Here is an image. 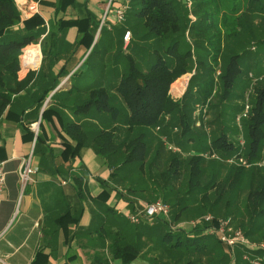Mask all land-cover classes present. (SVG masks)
Returning a JSON list of instances; mask_svg holds the SVG:
<instances>
[{"label":"trees","instance_id":"16d2710c","mask_svg":"<svg viewBox=\"0 0 264 264\" xmlns=\"http://www.w3.org/2000/svg\"><path fill=\"white\" fill-rule=\"evenodd\" d=\"M33 1L61 12L42 39L45 27L40 13L24 18L15 0H0V120L20 123L23 142L31 145L35 139L33 158L38 160L39 169L52 157L46 141L54 138L47 139L45 129L61 135L57 128L72 140L70 144L62 138L61 144L71 149L73 158L89 146L109 167L115 186L108 190L98 179L102 188L92 199L103 206L105 217L100 219L97 238L101 243L108 239L112 259L130 264L150 254L145 258L147 264H193L188 256L211 251L214 264H231L233 256L235 263L249 264L242 258L244 254L264 264V177L256 188L248 190L242 210L235 208L233 212L229 206V197L236 196L243 176L250 168H257L256 162L264 157V74L259 71L264 64L252 60L251 52L255 46L264 48L262 0H188L189 7L186 0H123L126 9L122 22L115 21L113 12L119 7L110 0L100 28L104 11L95 21L89 12L66 15V8L75 0ZM71 27L77 33L73 44L65 40V32ZM97 29L99 34L94 40ZM125 31L130 37L123 47ZM114 38L115 47L110 51L107 44ZM38 42L42 59L37 73L28 71L19 79L22 49ZM78 48L83 51L80 57L86 52L87 56L69 77L70 87L53 92L52 104L35 120L33 115L68 73L65 66ZM102 63L120 64L122 69L114 73L107 86L96 80L89 83L94 74L99 76L97 65ZM55 65L60 67L57 71ZM188 73L191 75L184 92L178 98L172 97L170 86ZM64 95L82 98L66 106L83 121L64 118L60 108L65 106ZM215 99L223 108L214 117L210 112ZM197 104L201 109L195 113ZM245 105L249 107L247 115L237 122L236 116ZM231 109L232 117L228 114ZM226 114L233 121L232 129L226 123ZM195 119L200 128L196 134ZM33 122H38L36 136L30 129ZM214 123L218 129H212ZM152 131L158 137L156 143ZM3 151L1 146L0 158ZM61 156L66 159L64 152ZM159 165L164 167L161 171ZM181 175L184 181L175 185ZM14 179L13 175L7 176L12 196ZM74 179L80 189L83 176L75 175ZM226 190L228 198L224 200ZM111 191L128 203L130 211L131 194L147 191L158 195V200L169 206V219L155 216L131 223L115 205H106ZM221 201L224 205L218 217ZM67 214L57 221L62 222ZM207 214L212 217L208 223L201 219ZM191 215L196 223L191 226L188 220V231L171 227ZM226 218L231 229L241 230L249 245H235L232 252L217 236L206 234L208 227L214 228ZM78 219L72 217L70 222L77 223ZM113 226L114 230L103 228ZM40 255L45 256L38 252L31 264H39ZM100 263L109 264L107 260Z\"/></svg>","mask_w":264,"mask_h":264},{"label":"crops","instance_id":"0c3cea01","mask_svg":"<svg viewBox=\"0 0 264 264\" xmlns=\"http://www.w3.org/2000/svg\"><path fill=\"white\" fill-rule=\"evenodd\" d=\"M114 1V7L116 5L118 7L122 6L123 0ZM31 4H35L37 9L32 14L40 13L44 19L45 32L40 36V39H42L48 31L50 23L60 16L61 12L55 13L52 7L48 5L41 6L38 2L29 0L27 5ZM106 5L107 0H75L73 6L70 5L66 8L65 13L67 16L73 17L76 15L83 16L86 12H89L96 21ZM20 14L24 17L21 11ZM32 14L30 13L28 16L30 17ZM98 34L99 29L95 33L94 40L97 39ZM76 39L75 28H68L65 32V40L69 44H73ZM115 42L116 39L114 38L110 45L107 44L110 51L114 49ZM122 42L123 47H125L127 43L123 41V38ZM37 44L41 53L40 43L38 42ZM82 52V48H78L77 52L72 56L73 58L66 64L65 70L68 73L49 96L45 98L38 114L33 115L35 120L37 119L38 121L43 109L52 104L50 95L53 92L60 89L66 90L70 87L69 77L87 56L86 52L84 56L80 57ZM41 59L42 53L40 54L39 65L32 70L35 73L38 71ZM59 68L58 65H55L54 71ZM97 68H99V76L94 74V80L89 81V83L93 84L96 80V82L100 81L107 86L113 79L114 73L120 71L122 66L120 64L102 63L97 65ZM25 75L26 72L22 70L19 72L18 77L21 79ZM76 84H80V82H76ZM32 85L33 81L29 82L27 88ZM47 99L48 101L46 102ZM64 99H66L63 100L65 106L60 107L64 118H69L73 121H83L84 118L82 116L72 112L66 106H73L74 103H79L82 98L64 95ZM30 129L32 130L31 126ZM45 130L48 135L47 139L50 136L54 138L46 141L52 150V157L45 160L40 169L38 160L33 158L34 165L37 168L34 174V182L27 186L20 201L18 212L16 216H13L18 193L17 168L19 159L26 155L31 145L21 139L24 130L20 123L11 119L0 120V147L2 146L4 149L0 162H3L6 172L5 188L0 197V233L3 232L0 237V254L4 257L6 264H31L38 252L45 255L38 257L37 263L39 264H101L100 262L103 260H107L109 264H114V261L118 260L111 257L108 250V239L101 243L97 238V231L100 230V219L105 217L103 206L101 208L92 199L102 188L98 179H102L105 182L108 190L115 186L109 177V167L103 163L101 158L89 146L83 148L78 157L73 158L71 149L64 148L61 144L62 138L71 144L72 140L70 137L58 130V128L56 131L61 135L53 133L49 129ZM63 152L66 159L61 156ZM8 175L15 176L12 183L15 190V195L13 196L10 193V187L7 185ZM75 175L83 176L80 189H77L78 183L74 179ZM109 194L106 205H115L119 213L126 217L127 213L130 212L128 203L119 199L114 191L109 192ZM67 212L68 214L64 220L59 223L57 218ZM77 216H79L77 223L70 222V218ZM9 222L10 225L6 227ZM103 228L114 230L115 227ZM142 262L147 264L146 260H142ZM119 263L118 261L117 264Z\"/></svg>","mask_w":264,"mask_h":264},{"label":"built area","instance_id":"2783aa9c","mask_svg":"<svg viewBox=\"0 0 264 264\" xmlns=\"http://www.w3.org/2000/svg\"><path fill=\"white\" fill-rule=\"evenodd\" d=\"M186 1H187V6L189 7L190 2H188V0H186ZM109 4H110V0H108L107 5L104 9V13H103L102 18L100 20L99 28L104 24L105 17H106V14L108 12ZM31 9H34L35 10L34 12H36L37 11L36 5L31 4V5L27 6V10H31ZM125 9H126V6H120L119 8H117L113 12L116 22H122L124 20ZM21 12H23V11H21ZM28 13L30 14L31 12H28ZM189 16L191 19H193L192 15H189ZM129 37H130L129 31H125L123 34V41H125V43H127L129 40ZM27 47L28 46H26L25 49H22L21 55L19 56L21 68L25 72L32 71L33 69H36V67L39 65V62H40L39 48L36 49L38 55L36 54V57L33 56L32 61L28 62L27 59H25ZM184 79L185 80H184L183 90L185 89V86H186L187 77ZM47 101H48V99L46 100V102ZM200 109H201V106L197 104L195 106V113L198 112ZM248 109H249L248 105H245L242 112L237 114V116H236L237 122H240V119L247 115ZM31 128H32V131L34 133V136H36V134L38 132V122L32 123ZM156 129H158V127H156ZM34 143H35V139H33L32 143H31V147L28 150V152L26 153V155L22 156L19 159V164H18V168H17L18 193H17L16 202H15V209H14L13 216H16V214L18 212V208L20 206V201H21V199L25 193L27 186L34 182V174L36 173V170H37L36 166L34 165V160H33ZM239 144L241 146H243V144H244V140L242 139V137L239 138ZM169 148L171 150H176L174 147H169ZM212 156H214V155H212ZM226 161L231 162L232 159H227ZM5 175H6V172L4 170L3 162H0V197L4 191V188H5ZM169 211H170L169 206L166 203L161 202L160 200H155L152 202L143 201L140 203L138 202V206L133 207L132 210L127 213L126 218L131 223H135V224L139 223V221L141 219L150 220L155 216L156 217L161 216V217L165 218L166 220H168L169 219ZM211 218L212 217L209 214H207V215H204L201 219L204 222L208 223L211 220ZM10 222L6 227H8L10 225ZM195 223H196V221L189 222V224L191 226H194ZM2 234H3V232L0 233V237L2 236ZM206 234L217 236L221 242H224L226 245H228L232 248V252L234 249L233 247L235 245H239V244L249 245L247 239L244 237V235L242 234L240 229L233 230L229 227V219H227V218L224 220L220 219L218 221V224L214 228L208 227L206 230ZM252 246H254V245H252ZM262 247L264 248L263 245H262ZM242 258L244 260H247V262L249 264H261L257 257H249L248 255L244 254L242 256ZM0 264H6L4 257L1 254H0ZM231 264H237V263H235L234 256H233V260L231 261Z\"/></svg>","mask_w":264,"mask_h":264},{"label":"rangeland","instance_id":"374dc122","mask_svg":"<svg viewBox=\"0 0 264 264\" xmlns=\"http://www.w3.org/2000/svg\"><path fill=\"white\" fill-rule=\"evenodd\" d=\"M29 2V0H16V6H17V9L18 10H20V11H23L22 12V14L24 15V17L26 18V17H29V16H27L29 13L28 12H31V14L35 11L34 9H31V10H27V3ZM262 4L264 5V0H262ZM27 14V15H26ZM34 14H36V13H34ZM38 48V44L37 43H34V44H31L30 46H28L27 47V49H32L31 51L32 52H34L31 56H29L30 57V59L29 60H27L28 62L29 61H32V57L33 56H35L36 57V54H37V51H36V49ZM23 49H25V48H23ZM253 54H252V60H257V61H260L261 62V64H264V48H258V47H256L255 46V50H253V51H251ZM41 54V53H40ZM38 55V54H37ZM261 64H259L260 65V67H262L261 66ZM260 69V68H259ZM260 71V73L261 74H264V66L259 70ZM190 75L191 74H186V75H183V76H181L180 78H182L183 77V82H184V78H188V77H190ZM180 78H178V79H180ZM264 79V78H263ZM262 81H264V80H262ZM174 82H176V80L174 81ZM173 82V83H174ZM172 83V84H173ZM258 83V82H257ZM257 83H255V84H257ZM255 84H252V87L255 85ZM172 86V85H171ZM170 86V94H171V96L172 97H174V98H178V96H180V95H182V93L184 92V90H183V86H182V88H181V90L179 91V92H177V91H173L172 90V87ZM185 88H186V86H185ZM236 94V93H235ZM237 94H238V92H237ZM251 96L253 95V93H251L250 94ZM241 96L239 95V96H237V99H239ZM244 97H245V94H244ZM242 98V97H241ZM241 98L239 99L240 100V102H241ZM239 102V103H240ZM211 112H210V114L212 113V115H214V117L216 116V115H218L219 114V112H220V110H222V108H223V106L222 105H220V103H218V100L217 99H215L214 100V102H213V104L211 105ZM233 109H231L230 111H229V115L232 117V114L234 113L233 111H232ZM226 116H227V121H226V123H227V125L229 126V127H231L232 126V124H233V121L231 120V118L230 117H228V115L226 114ZM218 124L217 123H214V126L212 127V129L214 130V129H218V126H217ZM194 128V134H196V133H198V131H200L199 129V124H198V122H196V119L194 120V126H193ZM233 127V126H232ZM232 127H231V129H232ZM224 128V127H223ZM234 131V130H233ZM151 135H152V140L156 143V141L158 140V137H157V135L152 131V133H151ZM169 136L170 137H173L174 135L173 134H169ZM232 136V135H231ZM231 139L232 140H234L235 141V139H234V137H231ZM162 153V152H161ZM162 155V154H161ZM264 155V154H263ZM262 155V156H263ZM260 161V162H259ZM259 161H257L256 163H258V165H256V167L257 168H255V167H252V168H250L249 169V172L246 174V175H244L243 176V178H242V181H241V183L239 184V186L237 187V192L235 193V197H229V206H232L233 208H232V210H233V212L235 211V208H237V211H240V209L242 210V205H243V202H244V198H245V196H246V194H247V192H248V190H252V189H254V188H256V186H258L259 184H260V180H261V178H263L264 177V169H262V167H264V166H262L261 164H262V162L264 163V157H262V159H260ZM159 170L161 171L164 167H162L161 165H159ZM222 172H224L223 173V175H225V173H227L225 170L224 171H222ZM181 181V183L184 181V180H182V175L180 176V178L175 182V185H177L178 183L181 185V183H180V181ZM118 189L120 188V186L119 185H117L116 186ZM150 188H153L152 186H149ZM123 188V187H122ZM175 188H177L176 186H175ZM155 193V192H154ZM123 194L124 195H127V194H125L124 192H123ZM132 196H130L132 199H131V205H132V208L133 207H135V206H138V202L140 203V202H143V201H147V202H150V201H155V200H158V199H160V197L158 196V195H154V194H151L150 192L148 193L147 191H145V192H143L142 194H131ZM147 197V198H146ZM223 199L225 200V199H227L228 198V191L226 190L225 191V193H224V195H223ZM192 202V201H191ZM191 202H189V206H192V204L193 203H191ZM167 204V203H166ZM195 204V203H194ZM224 205V201H221V203H220V205H218V209H217V216L218 217H220L221 216V214H222V210H221V207ZM190 211H189V215H190ZM193 215H191L188 219L187 218H185L184 220L182 219V223L180 222V224L179 225H172L171 227H179V228H182V229H184L185 231H188L189 230V226H188V220L190 221V222H192L191 220L193 219V217H192ZM201 216V215H200ZM232 216H235L233 213H232ZM195 217V216H194ZM198 217V216H197ZM196 217V218H197ZM231 217V216H230ZM241 218V217H240ZM241 220V219H240ZM148 222H150V223H153V221H148ZM187 222V223H186ZM190 225V224H189ZM238 252V251H237ZM157 254V253H156ZM149 255L150 254H148L147 256H145V255H143L142 257H137L135 260H133L132 262H131V264H144L143 262H142V260L144 261V260H146L145 258H148L149 257ZM158 256V255H157ZM237 256V255H236ZM199 257H200V259H201V257H202V261L201 262H199ZM188 258L190 259V261H193V264H214V261H212L213 260V258H214V255L212 256V252L211 251H207L206 253H204V254H201V255H190V256H188ZM209 260H211V262H209ZM117 262L118 261H114V264H117ZM147 262V261H146ZM170 262H172V260H170ZM120 264V263H119ZM179 264H185L184 263V261L183 262H181V263H179Z\"/></svg>","mask_w":264,"mask_h":264},{"label":"bare ground","instance_id":"6f19581e","mask_svg":"<svg viewBox=\"0 0 264 264\" xmlns=\"http://www.w3.org/2000/svg\"><path fill=\"white\" fill-rule=\"evenodd\" d=\"M31 50L30 49H27L26 50L25 59H27V60L30 59L29 56H31L34 53ZM183 85H184V82H183V77H182L180 79H177L176 82H174L171 87H172V90L174 92L175 91L179 92L181 90V88H182Z\"/></svg>","mask_w":264,"mask_h":264},{"label":"water","instance_id":"95a60500","mask_svg":"<svg viewBox=\"0 0 264 264\" xmlns=\"http://www.w3.org/2000/svg\"><path fill=\"white\" fill-rule=\"evenodd\" d=\"M188 78H189V77H188ZM188 78L186 79V84H187Z\"/></svg>","mask_w":264,"mask_h":264}]
</instances>
